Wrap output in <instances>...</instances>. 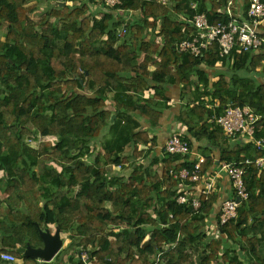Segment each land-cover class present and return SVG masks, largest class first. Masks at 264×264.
Here are the masks:
<instances>
[{"label":"trees","instance_id":"16d2710c","mask_svg":"<svg viewBox=\"0 0 264 264\" xmlns=\"http://www.w3.org/2000/svg\"><path fill=\"white\" fill-rule=\"evenodd\" d=\"M59 1L66 6L49 4L35 19L38 2L0 0V261L9 252L40 264L17 249L43 246L40 230L50 229L51 213L71 240L57 264L64 257L86 264L84 250L90 264H264V167L245 165L249 198L223 226L220 195L179 176L195 169L194 140H207L222 161L264 156L212 120L228 106L249 107L260 117L256 138L264 137V46L234 50L233 62L215 48L200 57L176 49L194 31L195 14L228 21L231 0H122L115 8L102 0ZM250 1L233 0V11L250 19ZM138 11L144 19L129 21ZM171 87L186 101L179 115L191 147L185 156L165 144L158 151ZM48 136L58 139H41ZM206 149L202 175L219 165ZM181 195L188 201L178 202Z\"/></svg>","mask_w":264,"mask_h":264},{"label":"built area","instance_id":"2783aa9c","mask_svg":"<svg viewBox=\"0 0 264 264\" xmlns=\"http://www.w3.org/2000/svg\"><path fill=\"white\" fill-rule=\"evenodd\" d=\"M107 6L115 8L122 4V0H102ZM170 0H156L157 4L168 5ZM196 9L197 4L192 6ZM227 13L230 19L226 22L211 23L205 13H197L193 19L189 21L194 31L190 37L179 41L176 44V49L180 53H191L195 57H200L204 52L215 48L222 59L231 58L234 50L238 53H252L259 51L264 46V37L261 35L264 27V3L262 0H251L250 7L247 11L250 19L242 18L243 11L241 8L235 13L233 11V0H231L227 7ZM185 19V18H184ZM127 33V28L122 27L119 31V36L123 37ZM222 65V61L218 66ZM259 116L256 115L249 107L228 106L224 113L220 116L214 115L212 120L215 121L223 130L225 135L232 140L241 138L245 142H251L258 150L264 151V137L256 138V125L259 121ZM184 132L177 131L173 133L167 143L165 150L172 154H181L183 156L191 152L189 142L183 138ZM204 157H200L197 161L195 169L190 172L188 169H183L179 176L186 180L196 183L203 181V186H200V191L204 194H209L216 190V177L211 173L202 175V163ZM219 172L227 174L231 180L234 196L225 199L222 202L219 223L221 226L227 224L232 219L238 217L239 208L242 203L249 198V190L245 182L246 167L256 164L258 168L264 167V156L257 159L245 157L240 162H228L226 160H219ZM118 170L122 168L121 165L116 166ZM195 188V187H194ZM188 201L186 195H181L178 202L185 203ZM193 206L197 210L201 207L200 199L195 196L193 199ZM210 231L219 237L220 232L216 225L210 226ZM217 229V230H215ZM162 254L158 256V261H161ZM82 260L89 263V253L83 252ZM1 260L15 262L18 260L17 256L3 252Z\"/></svg>","mask_w":264,"mask_h":264},{"label":"crops","instance_id":"0c3cea01","mask_svg":"<svg viewBox=\"0 0 264 264\" xmlns=\"http://www.w3.org/2000/svg\"><path fill=\"white\" fill-rule=\"evenodd\" d=\"M27 2L30 4H33L35 2L39 3L37 10L32 14V17L36 18V19H40V15H38V12L42 11L40 8L41 4H42V0H27ZM53 2H54V0H51L50 4H53ZM48 6H47V8H48ZM44 11H42V12H44ZM190 91H191V89H190ZM150 94H152V91H148L146 93V96H148ZM168 94H169L171 100H169V102H168V109L165 110V112H163L161 114V117H160L161 126H160L159 131L156 132V134L159 137V142H160V146L158 147L159 153L162 150V148L164 147V144H166L169 137L173 133H175L177 131L185 132L187 130V127L179 121L180 111L183 109L182 104L183 105L186 104L185 99L182 100L181 88L171 87L168 91ZM189 95L190 94L186 90L187 98ZM110 105H112V102H110ZM204 147L207 148L205 151L206 154L212 155L216 161L220 160L219 150L216 148H212L213 146L209 145L207 140H203L201 142L194 140L193 156H194V158H196V160L200 157H205ZM141 149L145 152V150H147V146H141ZM129 150H131V148H128V151ZM137 159H139V162H147V160H145V158H143V157H139ZM210 173H211V175H214L216 177V186H215L216 190L215 191L220 195L222 201L227 199V198L234 196V191L232 188L231 180L227 174H225L223 172H219V165L217 166V168L214 166L213 169L210 171ZM2 177H3V173H0V178H2ZM203 185L204 184H202L201 187ZM219 210H220V204L218 206V211ZM38 262L40 264H43V263H45V264H57L55 258L49 262H45L44 260L38 259ZM0 264H24V259L18 257V260L15 262H9V261L1 260ZM60 264H69L68 257H64L63 262H61Z\"/></svg>","mask_w":264,"mask_h":264},{"label":"water","instance_id":"95a60500","mask_svg":"<svg viewBox=\"0 0 264 264\" xmlns=\"http://www.w3.org/2000/svg\"><path fill=\"white\" fill-rule=\"evenodd\" d=\"M57 6H66L67 2L57 1L55 2ZM116 116H113V120ZM61 229L56 228L55 232L51 229L40 230V234L43 240V246L34 248L30 245L26 247H20L17 249L18 253L23 254L25 257L41 259L45 262L52 261L55 256L62 250L64 245V240L61 236Z\"/></svg>","mask_w":264,"mask_h":264},{"label":"rangeland","instance_id":"374dc122","mask_svg":"<svg viewBox=\"0 0 264 264\" xmlns=\"http://www.w3.org/2000/svg\"><path fill=\"white\" fill-rule=\"evenodd\" d=\"M58 0H54V2H53V4H55L56 5V3L55 2H57ZM50 2H51V0H42V4H41V10L42 11H44L46 8H47V6L50 4ZM69 4H71V3H69ZM153 9V8H152ZM38 12V15H42L44 12ZM131 14L129 15V21H133L135 18L136 19H139V20H143L144 19V16H145V14L142 12V11H138V12H130ZM128 16V15H127ZM127 16H125L126 18H127ZM36 19V18H35ZM151 23H153V20H149ZM153 69V68H152ZM42 140H52V141H54V142H56L57 141V137L56 136H48V137H44V138H41ZM30 143L32 144V145H34V146H36L37 145V143L35 142V141H33V140H30ZM93 147H94V152L96 151V149H98V147L95 145V144H93ZM130 151V150H129ZM142 154H144V153H142ZM137 158H139V157H135L134 159H137ZM133 159V160H134ZM125 167L123 168H120V171L121 172H123V171H127V173L129 174L130 173V170L129 169H125ZM77 190H78V188H77ZM76 190V191H77ZM50 215V217H49V220H50V229L53 231V232H55V230H56V226H55V224H54V222H53V220H51L52 219V214L50 213L49 214ZM76 231V230H75ZM61 236H62V238H63V240H64V245H63V248H65L69 243H70V238L68 237V235H67V233H61ZM83 252H88V250H84ZM82 252V253H83ZM243 258H245V256L243 255ZM88 264H90V263H88Z\"/></svg>","mask_w":264,"mask_h":264}]
</instances>
